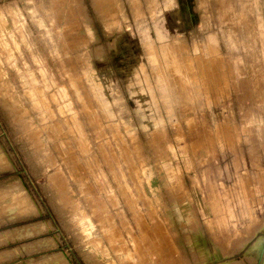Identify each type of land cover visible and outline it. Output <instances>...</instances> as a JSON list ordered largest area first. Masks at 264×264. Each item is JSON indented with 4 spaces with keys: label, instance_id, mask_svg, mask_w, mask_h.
Masks as SVG:
<instances>
[{
    "label": "rangeland",
    "instance_id": "obj_1",
    "mask_svg": "<svg viewBox=\"0 0 264 264\" xmlns=\"http://www.w3.org/2000/svg\"><path fill=\"white\" fill-rule=\"evenodd\" d=\"M0 264H264V0H0Z\"/></svg>",
    "mask_w": 264,
    "mask_h": 264
}]
</instances>
